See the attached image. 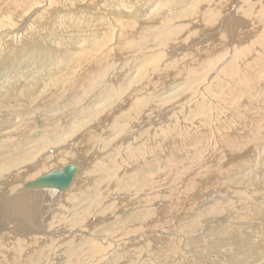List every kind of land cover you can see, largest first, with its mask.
Here are the masks:
<instances>
[{"label":"bare ground","instance_id":"obj_1","mask_svg":"<svg viewBox=\"0 0 264 264\" xmlns=\"http://www.w3.org/2000/svg\"><path fill=\"white\" fill-rule=\"evenodd\" d=\"M202 1L203 5H209L211 12L202 11ZM254 1H243L246 10V18H243L233 14L218 15L213 0H0V22L8 21L0 24V132L8 129L12 133L5 136L2 132L4 136L0 137V264H37L31 260L34 250L27 252L23 239L45 230L43 220L50 214L49 207L58 212L54 211L47 229L57 234L65 226L63 231L69 236L74 233L77 243L73 253L64 246L61 252L54 247L50 256L56 254L58 259L45 264H149L153 256L149 258L148 253H142V245L148 243L161 251L159 258H175L170 264H264V182L257 185L255 175L250 176L248 190L233 189L231 198L226 200H216L211 190L204 194V199L200 193L202 186L213 184L218 175L213 170L216 166L225 167L226 171L235 166L236 148H241L239 154L245 158L243 165L240 162L241 168L250 169L252 175L248 146L264 147L263 133L248 132V124L253 125L256 133L257 122L263 119L257 118L250 108L263 105L264 109L261 102L264 97V78H261L264 23L256 30L238 34L246 21L258 19L255 12L259 5ZM258 1L264 6V0ZM187 17L192 31L184 40L181 32L178 33L177 22ZM94 19L99 20V26L93 24L94 30H84ZM174 19L178 20L172 27ZM195 23L201 26L197 29ZM67 24L71 32L66 31ZM102 24L110 27L99 34L97 27ZM61 27L75 37L66 44L68 48L66 42L52 38V33ZM80 31L82 36L77 34ZM172 35L173 42L180 38L184 41L181 46L180 42L170 44L167 51L171 53L178 46L190 51L163 63L166 54L163 55L160 47L166 48L167 37L172 38ZM216 39L220 40L218 45L214 42ZM130 41L142 44L144 49L149 46L150 49L145 50L149 54L143 52L111 66L114 56L122 57L123 48H127ZM233 43L235 46L230 48L234 50L228 51L227 46ZM64 46L68 58L51 53ZM155 50L157 53H152ZM117 61L122 60L119 57ZM220 63L224 66L209 80L208 75L221 66ZM162 64L165 71H173L167 72L166 79H176L179 83L165 86V75L154 77V71ZM14 65L20 68L12 74L9 71ZM84 65L86 69L80 72L78 68ZM187 74L188 78L183 80ZM156 78L161 80L159 87L154 82ZM203 81L207 83L201 84ZM39 85L58 86L63 91L68 87L77 93L69 95L73 98L70 104L61 103L60 108L47 110L44 117L34 118L36 108L23 107L33 104L31 96ZM88 94L94 95L87 98L88 104L84 105ZM234 102H239L236 107L232 106ZM241 105L247 108L250 117L244 116L246 122L238 117L235 124L226 118L227 110L230 107L234 113L232 108ZM62 110L64 116L58 115ZM212 135L221 147L216 148L210 167H206L201 160L202 153L204 155L205 143ZM188 148L193 156L187 160L188 164L180 162L181 151L187 152ZM98 154L101 155L99 160L91 163ZM182 162L196 167L199 172L183 180L181 187L186 193L178 202L174 197L175 212L172 209L171 213L191 215L193 212L192 229L176 231L177 225L173 229L166 228V218L159 223L161 227L151 224L153 217L166 214V200L170 201L171 195L166 196V190H162L166 172ZM258 162L264 168V157L260 156ZM66 164H76L78 172L65 189L25 186ZM125 165H130L131 169ZM159 165L162 178L157 183L159 188L153 191L156 184L153 171ZM201 175L203 177L199 178ZM261 176L264 177V169ZM224 180L230 182L226 177ZM141 184L150 186L152 191L144 196L136 194L142 189H137ZM229 185L231 188V183ZM203 200L205 203L201 202ZM162 201L165 203L161 204ZM109 205L112 209L107 207ZM121 208H126L128 213L120 215ZM104 215L112 218L101 225L104 229L110 227L109 233L101 231L99 226L98 229L95 225L86 226L89 222H101ZM86 230L96 232L92 234L93 239L91 236V239H78L87 235ZM190 233L196 237L188 239L192 236L188 235ZM129 236L139 246L132 248L122 240ZM94 240L105 244L97 245ZM184 242L193 244L191 254L196 262L172 254V250ZM111 244H115V248ZM8 247H13L10 255ZM84 254L88 256L82 257ZM158 264L164 263L158 260Z\"/></svg>","mask_w":264,"mask_h":264},{"label":"rangeland","instance_id":"obj_2","mask_svg":"<svg viewBox=\"0 0 264 264\" xmlns=\"http://www.w3.org/2000/svg\"><path fill=\"white\" fill-rule=\"evenodd\" d=\"M214 1V5H215V13H217L218 15H220V16H230L231 14H233V15H235V16H237V17H242L243 16V18H246V16H245V14H246V10L243 8V4H244V2L243 1H245V0H213ZM256 1V0H255ZM254 1V2H255ZM257 2V4L259 5V7H257L256 5V12H255V14H258V19L254 22L252 19L250 20V22H248V21H246L247 23L243 26V29L241 30V32H238V34L240 33H242V34H244V33H247V32H250V31H252L253 29L254 30H256L257 29V27H258V25L259 24H263L264 23V6H261L260 4H259V2L260 1H256ZM264 5V4H263ZM202 6H203V8H202V11H204V12H211L210 10H209V5L207 4V3H205L204 5H203V1H202ZM260 10V11H259ZM245 13V14H244ZM172 15V14H171ZM261 16V17H260ZM251 18V17H250ZM14 19H12V21H13ZM178 19H174L172 22H171V25H172V27L173 26H175L176 24H175V22L177 21ZM260 20L262 21V23H260ZM98 21V22H97ZM183 21V22H182ZM185 21H187V22H185ZM189 19H188V17H187V19H182V20H179L177 23V25H180V31L178 30V33L179 32H181V37H183L184 38V40L187 38V36L188 37H190V32L192 31L191 29L192 28H190V27H188V25H189ZM259 22V23H258ZM6 23H8V21H6V22H0V24H6ZM109 23H111V22H109ZM93 24H96L97 26H99V20L98 19H94V23L92 22V24L90 25V26H87L86 25V27H84L83 29L84 30H86L87 28L88 29H92V30H94V28H93ZM93 25V26H92ZM103 25V24H102ZM113 25H114V23H113ZM184 25V26H183ZM196 25V26H195ZM195 28H199L200 26H201V24L199 25V23L197 24V23H195ZM254 25V26H253ZM92 26V27H91ZM107 26H109V24L107 25ZM107 26H100L99 27V29H98V27H97V30H99V34H102L103 32H105L106 31V29H107ZM190 26H192V25H190ZM248 26H249V28H248ZM66 27L67 28H65L66 29V31H72L69 27H68V24L66 25ZM110 27V26H109ZM115 27V26H114ZM207 27H212L210 24H207ZM101 28V29H100ZM105 28V29H104ZM182 28H184V29H182ZM83 29H79V30H83ZM87 29V30H88ZM109 29V28H108ZM64 29H63V27H61V30L60 29H57V31L56 32H54V33H52V34H54V35H52V38L54 37V38H58L59 39V41H60V43H64V42H66V43H64L65 45L66 44H69V41L70 40H73V38L75 39V37H73V35H71V33L70 32H68V34L67 33H65L64 31H63ZM77 30V29H76ZM83 30V31H84ZM103 30V31H102ZM195 30V29H194ZM59 31V32H58ZM108 31H111V30H108ZM185 31V32H184ZM188 31V32H187ZM62 33V34H59V33ZM89 33H91V31H88ZM183 32V33H182ZM56 33V34H55ZM63 33H64V35H66V36H64L63 35ZM88 33V34H89ZM93 33H97V31L95 32H93ZM78 35H81L82 34V32L80 31V33H77ZM229 34V33H228ZM60 35H61V37H60ZM68 35V36H67ZM230 35V34H229ZM234 35H235V32H234ZM257 35V34H256ZM63 36V37H62ZM70 36L72 37V38H70ZM82 36V35H81ZM173 37L171 38V36H169V39H168V37H167V40H166V48H165V46H162V47H160V51L163 53V55H165L166 54V56H164L163 57V60L161 61V62H163V63H166V62H168V61H171L173 58H175L176 56H179V55H181V52H182V54H184V53H188L189 51H190V49H189V51L187 50V51H183L182 49H181V44H182V41H184L183 39H179V41H175V42H173V39H174V35H172ZM91 37H92V34H91ZM222 37V36H221ZM237 37V36H236ZM235 37V38H236ZM27 39V41H29V38L27 37L26 38ZM63 39V40H62ZM220 40H221V38H219ZM219 39H216L214 42H215V44L216 45H218L219 43H220V40ZM249 40V39H248ZM131 42V41H130ZM127 43V48H125V49H127V50H125L124 48H123V56L121 57V56H119L120 57V60H122V61H117V60H119V57H116V56H114V58H113V60L114 61H112V62H110L111 63V66H113V64L114 63H122L124 60H128V58H136L137 56H134V55H140V54H142L143 52H145V54L147 53V54H149L147 51H145L147 48L148 49H150L149 48V46L146 48V49H144V48H141V47H143V45L141 44H138L137 42L136 43H133V42H131V43ZM180 42V43H179ZM186 42V41H185ZM184 42V43H185ZM23 44L22 45H25L24 43L25 42H22ZM111 43V42H110ZM172 43H174V44H180V46H178V47H175L174 48V50H173V52H171L170 53V51H167V46H169L170 44H172ZM131 44V45H130ZM111 46L112 47H114L115 46V43L112 45L111 44ZM122 46H124V45H121V47ZM125 46V47H126ZM133 46V47H132ZM136 46V47H135ZM139 48H138V47ZM230 46L233 48L234 46H235V44L233 43V45H228L227 47H228V51H233L234 49H232V48H230ZM236 46H237V44H236ZM65 47V46H64ZM66 47L68 48V45H66ZM66 47L65 48H63L62 50H60L59 48V50H60V52L58 53V49L57 50H53V51H51V53H54V56H56L57 55V57H59V56H61V58H68L69 56H68V54L67 53H65L66 51H64L65 49H66ZM20 48V50H21V48L22 47H19ZM48 48V47H47ZM136 48V49H135ZM131 49V50H130ZM217 49H220L219 47L217 48ZM115 50H117L116 48H115ZM17 51V50H16ZM55 51V52H54ZM57 51V52H56ZM64 51V52H63ZM142 51V52H141ZM125 52V53H124ZM129 52V53H128ZM137 52V53H136ZM152 52V51H151ZM157 53V51L155 50V51H153L152 53ZM184 52V53H183ZM134 53V54H133ZM168 53H169V55H168ZM144 54V53H143ZM194 54V53H193ZM126 55H128V56H126ZM133 55V56H132ZM168 55V56H167ZM175 56V57H174ZM116 58V59H115ZM168 58V59H167ZM166 59V60H165ZM15 60V59H14ZM4 62H5V60H4ZM66 62H68V61H66ZM160 62V63H161ZM117 63H116V65H117ZM223 63L225 64L226 63V60H224L223 61ZM223 63H220L219 65H221V66H218L217 67V69L216 70H214L213 72H211L208 76H209V80H211V79H213L218 73H219V70L224 66V64ZM115 65V64H114ZM163 65L164 64H162V66L160 67V66H158V71L157 70H155L154 71V77H157L158 75L159 76H162V77H164V75H165V81H164V84H165V86H166V84L169 86V85H172V83L174 84H177V83H179V80L177 81L176 79H170V78H167L166 79V76L168 75V73L167 72H169V73H173V71L172 70H168V71H165L164 70V67H163ZM17 66V67H16ZM30 67H31V65L30 66H28V68L30 69ZM97 68H98V66H96ZM20 68V66L19 65H14L13 66V68L9 71V72H12V74L14 73V72H16L17 71V69H19ZM81 68V69H80ZM220 68V69H219ZM79 70H80V72L81 71H83L84 69H86V67H85V65L84 66H80L79 68H78ZM161 71H160V70ZM16 70V71H15ZM174 71H176V70H174ZM156 72V73H155ZM264 72L261 74V78L263 79L264 78ZM162 77H161V79H162ZM210 77H211V79H210ZM213 77V78H212ZM158 78V77H157ZM157 78L154 80V82H155V84H158V87L160 86V83L159 82H161V80H157ZM183 78V80L185 79V78H188V74L185 76H183L182 77ZM264 80V79H263ZM170 81V82H169ZM183 83V81L181 82V84ZM204 83V84H203ZM207 83V81H203L201 84H203V85H205ZM200 86V85H199ZM41 87H42V89H41ZM56 87H57V90L55 91V89H56ZM204 87V86H203ZM54 88V89H53ZM200 88V87H199ZM51 89L54 91V92H56L55 94H54V92L53 91H51ZM91 89V88H90ZM165 89V88H164ZM37 91H33L34 92V94L31 96L32 98H33V100H34V102H33V104L32 105H28V106H25V107H23V108H26V109H28V110H32V109H35V112H34V114H35V117H34V115H33V117L34 118H41V117H44L45 116V113H46V111L47 110H53V109H57V108H60L59 107V105H61V103H63V104H70L71 102V99H73L71 96H73V94H76L77 93V91H74V93H73V90H69V88L67 87V88H65L64 89V91L63 90H60L59 88H58V86H54V87H52V85H48L47 87H43L42 85H39V87L37 86V89H36ZM42 92H44V93H42ZM50 90V91H49ZM92 90V89H91ZM60 92V93H59ZM68 92V93H67ZM88 92V91H87ZM38 93H39V95H38ZM58 93V94H57ZM65 93V94H64ZM92 93H94V92H92ZM96 93V92H95ZM94 93V94H95ZM45 94V95H44ZM89 94H90V92H89ZM87 95L86 96V98L83 100V104L84 105H87L88 104V100H86L87 98L88 99H91V97H92V95H94V94H91V95ZM49 95V96H48ZM69 95H71V96H69ZM84 95V94H83ZM48 96V97H47ZM91 96V97H90ZM52 97V98H51ZM71 97V98H70ZM90 97V98H89ZM39 98V99H38ZM41 98H43L44 100H42ZM49 98H51V99H49ZM54 98V99H53ZM64 98V99H63ZM66 98V99H65ZM47 99V100H46ZM242 99H244V98H242ZM241 99V100H242ZM29 100V99H28ZM45 100H46V102H45ZM48 100H51V102L50 101H48ZM37 101V102H36ZM85 101V102H84ZM86 101H87V103H86ZM60 102V103H59ZM213 103H214V101H212ZM241 102V101H240ZM261 102L262 103H264V97L261 99ZM50 103V104H49ZM56 103V104H55ZM235 103V102H234ZM237 103H239V102H236L234 105H232V106H235L236 107V104ZM243 103H244V101L242 102V105H243ZM82 104V105H83ZM81 105V104H80ZM242 105L240 106L242 109H240V107H238V108H235V107H233L232 109H233V111H234V113L230 110L231 108L229 107V109L227 110V117L226 118H228L229 120H231V121H237L238 122V120L237 119H241V120H244L245 122H246V119H245V117H247L248 119H249V115H250V113L247 111V108L246 107H242ZM51 106V107H50ZM54 106V107H53ZM262 106L263 105H253L251 108H250V110H251V112L252 113H254V114H256V117L257 118H263V119H261L260 121H258L257 122V126H258V129H257V132L255 133L254 132V129H252L253 128V125L252 124H248V132H249V134H259V133H263L264 134V109H262ZM236 109V110H235ZM246 109V110H245ZM43 110V111H42ZM238 110H240V111H238ZM241 110H243V111H241ZM233 113V115H231L230 116V113ZM55 112H57V111H55ZM242 112V113H241ZM36 113H40V115L39 114H36ZM61 113H64V110H62V111H60V113H57L58 115H61V116H64V114H61ZM239 115H238V114ZM259 113H262L263 115H258ZM166 114H167V112H166ZM229 114V115H228ZM248 114V115H247ZM44 115V116H43ZM245 115H247V116H245ZM41 116V117H40ZM245 116V117H244ZM249 116V117H248ZM232 117V118H231ZM239 117V118H238ZM33 118V119H34ZM234 119V120H233ZM247 119V120H248ZM165 121V120H164ZM166 123V122H165ZM212 123H214V122H212ZM235 124H236V122H235ZM40 126H42V124H40ZM238 126V125H237ZM13 128V127H12ZM9 129H11V128H9ZM259 129H261V130H259ZM7 130V131H6ZM10 131V130H9ZM8 131V129H5V130H3V131H1L0 133H1V135H0V137L1 138H3V136H4V133H5V136H8V135H10V134H12L11 132H9ZM2 132H4V133H2ZM6 132H8V133H6ZM14 133V132H13ZM6 134H8V135H6ZM233 135V134H232ZM214 136L212 135L211 136V138H210V141L208 142V143H205V149H206V151H204L205 153H204V155H203V153H202V156H204L203 157V159H201L202 160V162H203V166H206V167H210V165H211V163L210 162H212V157H213V155H214V153L215 152H217L216 150L218 149V147L220 146V142H218V143H216L215 141H216V139H214L213 138ZM216 137V136H215ZM219 138H220V135H219ZM235 139V138H234ZM177 142V141H176ZM168 143V141L166 142V144ZM116 145H117V143H116ZM210 146V147H209ZM221 147V146H220ZM257 147H260L259 145H250V146H248V153H249V157L252 159V164H249L251 167H252V175L250 174V169H244V168H241L242 166H241V163L245 160V158H243L242 159V156H243V154L241 155V154H239L240 153V150H241V148L239 147V148H236L235 150H234V153H238L239 154V156H238V154L236 155V157H234L235 158V166L233 167V168H231V167H228L230 170H228V171H226V169L227 168H225V167H221V166H216L213 170L216 172V174L218 173V175H217V177L215 178V180L212 182L213 184H210V185H208L207 187L206 186H202L201 187V199H204V194H206V192H208L209 190H211V191H213V193L215 194V196H214V198H216V200H226V199H230L231 198V196H232V194H233V189H237V190H239L240 192L241 191H245V190H248L247 188H246V186H247V182L250 180V179H248V177H250V176H253V175H255V178H257V180L255 181V183H257V185L259 184V183H262V182H264V177H262L261 175H262V171H263V167L259 164V162L258 161H260V156H262V157H264V147H260V149L259 148H257ZM217 148V149H216ZM110 149V148H109ZM108 149V151H109V153L111 152L110 150ZM108 151H107V155H109L108 154ZM189 151V152H188ZM192 152V153H191ZM190 154V155H189ZM186 155V156H185ZM241 155V156H240ZM259 155V156H258ZM100 154H98L96 157H94L92 160H94V161H92L91 163H93V162H96L97 160H99V158H100ZM179 156H181L180 157V159H179V161L181 162V161H183V162H186L187 163V160H190V158H191V156H193V151L191 150V149H187V152H186V150L184 151H181V153H180V155ZM237 156H238V158H237ZM248 156V155H247ZM97 157H98V159H97ZM244 157H246V156H244ZM237 158V159H236ZM186 159V160H185ZM209 159H211V160H209ZM241 159V160H240ZM255 159L257 160V161H255ZM183 162H182V164L180 165V166H176V168H174L173 170H171V171H169V172H166V180H165V183H164V185H162V190H166V192L164 191V193H166V196L167 195H171V197H170V201H167L166 200V214H164V215H162L161 217H157V218H152V223L151 224H155L156 225V223L157 224H159V223H161V222H163L164 221V219L166 218V228H169V229H173L174 227H176V225L177 226H179V227H177V228H175V230L176 231H180L181 229L183 230L184 228H186L187 230H191L192 229V222H190L191 220V218L194 216V214H193V212H192V214L191 215H189L188 213H184V214H177V213H175V215H174V213L172 214L171 213V211H172V209L174 208V203H173V200H174V197H176V202H178V201H180L181 199H183V195L186 193L185 191H184V188L183 187H181V183L183 182V180H187V179H190V178H192L193 176H195L196 175V173H198L199 172V170L196 168V167H190V166H188V165H185V164H183ZM241 162V163H240ZM255 162V163H254ZM229 163V162H228ZM227 163V164H228ZM188 164V163H187ZM221 165H223V163L221 164ZM238 165V166H237ZM242 165H243V163H242ZM263 165V164H262ZM129 166V167H128ZM237 166V167H236ZM125 167L126 168H129V170L131 169V166L130 165H125ZM158 168V169H157ZM182 168H184V171L183 172H181V170H182ZM195 170V172H194V170ZM250 168V167H249ZM254 168V169H253ZM256 168V169H255ZM186 169V170H185ZM156 170V171H155ZM160 170H161V166L159 165V166H156L155 167V169H154V171H153V177H154V179H155V185L153 186V191L154 190H156V189H158L159 188V186L157 185V183L159 184L160 183V181H161V176H160ZM191 170V171H190ZM256 170V171H255ZM186 171V172H185ZM253 171L255 172V173H253ZM258 171V172H257ZM261 171V172H260ZM155 173V174H154ZM170 173V174H169ZM186 173H187V176H186ZM193 174H195V175H193ZM202 174H203V171H202ZM250 174V175H249ZM183 175V176H182ZM179 176H182V177H179ZM171 177V178H170ZM199 178H202L203 177V175H201V176H198ZM225 177L228 179V181H230L229 183H225ZM157 178V179H156ZM80 179V178H79ZM159 179V180H158ZM158 180V181H157ZM187 183H188V181H187ZM231 183V188H230V184ZM234 184V185H233ZM10 185H12V183L10 182ZM142 185V184H141ZM139 186L137 189H143L144 191V193L142 192V189L140 190V191H138L136 194H138V195H146V194H149V191H152V189L150 188V186H146V185H142V186ZM165 186V187H164ZM148 187V188H147ZM166 188V189H165ZM208 188H210V189H208ZM208 189V190H207ZM129 191V190H128ZM161 192V191H160ZM162 193V192H161ZM169 193V194H168ZM129 193H127L126 195H128ZM160 195H163V193L162 194H160ZM165 195V194H164ZM199 196V195H198ZM198 198V197H197ZM200 199V198H199ZM125 198L123 199V200H121V203L123 204L124 202H125ZM110 201H107V203H109ZM163 202L165 203V201H162V203L161 204H163ZM202 203L204 202L205 203V201L203 200V201H201ZM41 204V203H40ZM42 205V204H41ZM108 205V204H107ZM179 205H180V203H179ZM43 207H45V211H47V207L46 206H44V205H42ZM128 206H129V204H128ZM107 207H109V208H111L112 209V206L111 205H109V206H107ZM49 208H51V211H50V214H48V216H45L44 217V220H43V225H44V228H45V230H43V232H41V233H33V234H28L29 236V238H27V239H23V241H24V245H25V247L27 248V252L28 251H32V250H34V255H33V259H31L33 262L34 261H37V264H40L41 262H42V260H43V264H45L47 261H51L52 262V260L53 259H58V256L56 257V254H52L51 256H50V253L51 252H54L55 250H52L54 247L56 248H60V250H59V252H61V249H62V247L61 246H64V248H66V250H68V252L69 253H73V251L72 250H75L76 248H74V246L76 245V243H77V239L75 240L74 238H73V235H74V233L73 234H71L70 236H69V233H65V231H63L64 230V228H66L65 226H63L62 228V232H59V233H53V231H51L50 229L48 230L47 229V227H48V225H49V223L51 222V220H52V218H53V216L55 215V213L56 212H58V210H56V208H52V207H49ZM121 210V214L120 215H124V214H126V213H128V210L126 209V208H121L120 209ZM54 211H56V212H54ZM106 212H111V211H108V210H106ZM105 212V213H106ZM173 212H175V210L173 209ZM46 213V212H45ZM105 213H103V214H105ZM110 214V213H109ZM109 214H108V216H109ZM111 215V214H110ZM176 215H177V217H176ZM105 216V215H104ZM104 216H102V217H104ZM108 216H105L104 218H102V220H101V222H98V223H92V222H89V224L88 225H86L87 227L89 226H93V225H95V227L98 229V226L101 228L103 225H102V223H104V222H109V220L110 219H112V218H109ZM108 217V218H107ZM188 218V219H187ZM105 219V220H104ZM175 219V220H174ZM184 219V220H183ZM47 222V223H46ZM107 222V223H108ZM171 223V224H170ZM184 223H186V224H184ZM196 221H195V225H196ZM92 224V225H91ZM168 224V225H167ZM173 224V225H172ZM184 224V225H183ZM102 225V226H101ZM160 225H162V224H159L158 226L159 227H161ZM170 226H171V228H170ZM182 226V227H181ZM94 227V226H93ZM54 228V227H53ZM178 228H180V229H178ZM8 229H5V231H7ZM68 230H70V229H68ZM101 231H106V232H108V231H111V228L110 227H108V228H106V229H104V228H101L100 229ZM4 231V232H5ZM154 232H156L155 231V229L153 230ZM52 232V233H51ZM74 232H78V231H74ZM51 233V234H50ZM61 233V234H60ZM96 232H94V231H91V230H86L85 231V234H87L86 236H83V237H80V238H78V239H82V238H90L91 239V237L93 236L92 234H95ZM98 233V232H97ZM109 233V232H108ZM11 234H14V233H11ZM45 234V235H44ZM50 234V235H49ZM54 234V235H53ZM197 234H199V233H197ZM16 235L17 236H24V234H19V233H16ZM26 235V234H25ZM64 235V236H63ZM66 235V236H65ZM89 235V236H88ZM167 235V234H166ZM188 235H192V236H190L188 239H194L195 237H196V234H192V233H190V234H188ZM31 236V237H30ZM59 236V237H58ZM69 236V239L71 240V241H69V239L67 238V239H65L66 237H68ZM91 236V237H90ZM95 236H97V235H95ZM24 237H26V236H24ZM56 237V238H55ZM64 237V238H63ZM188 237V236H187ZM62 238V239H61ZM109 238V237H108ZM133 237H128V238H123L122 240L123 241H126L129 245H131V247L132 248H134L135 246H139L137 243H136V241H131V239H132ZM92 239H93V237H92ZM13 241H14V239H12ZM108 240V239H107ZM121 239H119V241L121 242L122 241ZM170 241V240H169ZM10 242H12V241H10ZM80 243V242H79ZM93 243H97V241L96 240H94L93 241ZM105 244V242H102V244L100 243V241L98 240V243H97V245H104ZM183 245L181 246V247H179V248H175L174 250H172V251H174L172 254H176V257L177 258H179V259H183L182 257H184V259L185 258H187V259H189L190 261H192V262H196V259H195V257H194V255L193 254H191V250H192V246H193V244L192 243H182ZM111 245H113V248H115V244H111ZM154 245V244H153ZM7 246H9V245H7ZM120 246V245H119ZM124 246V245H123ZM144 248H142V253H148L149 254V258L151 257V256H153L150 260H149V264H158V260L160 261V262H162V263H164V264H170V263H172L173 262V260L175 259V258H172V256H170V257H166V259H162V258H159V254H161V251H158L157 250V248H152V245H150L149 243L146 245V244H144V245H142ZM124 248H125V250H127V248L124 246ZM79 249V248H78ZM146 249V250H145ZM10 250V251H9ZM81 250V249H80ZM70 251H72V252H70ZM6 252V251H5ZM10 252V253H9ZM7 253L10 255V254H12L13 253V247H8V251H7ZM47 253H48V258L46 259V255H47ZM88 255L87 254H84L82 257H84V258H86ZM98 257V256H97ZM3 260H5L4 259V257H3ZM86 261V260H85ZM84 261V262H85ZM58 263V262H57ZM175 264H179L178 262H175ZM197 264V263H196Z\"/></svg>","mask_w":264,"mask_h":264},{"label":"water","instance_id":"obj_3","mask_svg":"<svg viewBox=\"0 0 264 264\" xmlns=\"http://www.w3.org/2000/svg\"><path fill=\"white\" fill-rule=\"evenodd\" d=\"M77 172L78 166L76 164H66L61 169L52 170L33 181H29L25 186H47L63 190L68 187Z\"/></svg>","mask_w":264,"mask_h":264}]
</instances>
